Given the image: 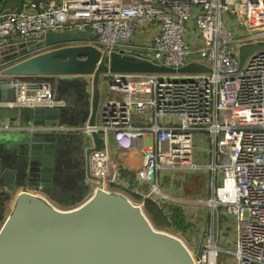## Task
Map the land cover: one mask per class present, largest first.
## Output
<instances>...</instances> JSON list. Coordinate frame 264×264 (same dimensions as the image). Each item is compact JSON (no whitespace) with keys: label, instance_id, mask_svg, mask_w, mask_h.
I'll list each match as a JSON object with an SVG mask.
<instances>
[{"label":"built area","instance_id":"1","mask_svg":"<svg viewBox=\"0 0 264 264\" xmlns=\"http://www.w3.org/2000/svg\"><path fill=\"white\" fill-rule=\"evenodd\" d=\"M64 29L90 30L93 37L59 46L118 47L173 68L190 60L209 67L198 73H104L97 121L72 129L103 138L101 155L89 153V172L98 176L99 159L107 191H129L108 133L115 148L140 151L133 173L148 184L144 198L155 193L160 205V170H207L210 191L194 202L207 207L209 218L198 237L184 242L194 263L264 264V48L237 66L239 45L264 42V0H23L0 13V46L12 35L33 39L25 53L33 54L45 49L38 44L41 35ZM63 103L47 81L24 80L16 83L14 100L0 106ZM87 148H93L91 139Z\"/></svg>","mask_w":264,"mask_h":264},{"label":"water","instance_id":"2","mask_svg":"<svg viewBox=\"0 0 264 264\" xmlns=\"http://www.w3.org/2000/svg\"><path fill=\"white\" fill-rule=\"evenodd\" d=\"M92 37L90 30H48L38 43L45 49L25 54L24 47L17 52L21 57L0 64V101L14 100L16 83L24 80L55 83L56 90L69 80H81L77 85H82L84 99L77 105L69 103L52 89L54 97L64 101L62 105L0 106L17 110L20 124L13 129L0 123V196L13 198L0 225V264H195L184 242L155 227L139 204L103 189L99 159L98 176L90 174L89 153L94 150L98 157L102 153L103 138L97 131L80 135L82 153L75 166L68 165L63 129L51 127L97 121L104 73L175 74L210 69L195 60L173 68L118 47L108 52L89 43L59 46ZM25 42L31 45V40ZM261 48L264 42L239 45L238 68ZM90 139L93 148L84 150ZM51 179L63 183L56 194L46 189ZM70 182L73 187L67 189ZM31 186L46 191L47 197L30 192Z\"/></svg>","mask_w":264,"mask_h":264},{"label":"crops","instance_id":"3","mask_svg":"<svg viewBox=\"0 0 264 264\" xmlns=\"http://www.w3.org/2000/svg\"><path fill=\"white\" fill-rule=\"evenodd\" d=\"M22 0H0V12L1 11H9V10H14L18 8L21 4ZM49 2H56V0H48ZM9 2V3H8ZM33 42H36L35 40H31V45H28L25 41H21V37H18L16 35L10 36L6 43L0 46V64H5L6 62L12 61L13 59H17L21 57V55H18L17 52L22 50L24 46L27 45V51H29V48H33L34 46L32 45ZM88 79L89 77L86 76ZM71 83H74V85H69ZM68 83V84H67ZM67 83L61 85L58 90H56V94L59 95V92L61 96L66 97L68 102H72L73 104H78L81 100L76 98V92L79 90L77 86V81L75 80H69ZM68 89L70 91H68ZM79 100V101H78ZM18 111L15 109H0V123L4 126H11V128H20L19 120L17 118ZM69 116V114H67ZM16 117V118H14ZM97 119H98V114H97ZM81 124L78 123H63V124H58L56 126L60 127V129H63V135L67 140V145H66V150H67V159H68V165L69 164H74L75 166L78 165L77 159L79 157L78 153L76 152L75 145L77 143L78 137L82 134L80 130L78 129H72L74 126H78ZM138 150V149H137ZM112 155L114 160H117L122 165V168L120 170V180L123 183V185H127L129 187V191H133L131 193H136L141 197V203H143L144 199V194L148 190V184L139 181L136 179L134 175V168L137 167L138 161L134 160L133 153L131 150L125 151V150H119L115 148V146L111 147ZM139 151V150H138ZM140 152V151H139ZM141 155V153H140ZM199 157L196 158L198 160ZM141 162V159H140ZM168 169H162L160 170L165 171ZM182 171V169H176ZM176 170H172L168 175V181L166 183H162L161 185V191L164 194V202L163 204H177L180 205L183 209L184 214L186 215L188 224L192 223V218H194L193 213L195 214H200L201 215V221L198 222V224H201L203 221H207L209 216L207 217V207L202 204V207L199 209H195L192 207V204H195L196 202L195 199H191V191L184 190L183 188L186 189H193L194 188L198 189L197 197H203L207 196L209 193V185H208V179H209V173L207 170L201 168V169H196V170H186V174L193 173L195 175H199L198 180H192L187 182V178H184V176H181V174H178ZM159 171V173H160ZM184 171V170H183ZM159 176V175H158ZM186 180V182H185ZM162 182V180H161ZM60 183V182H59ZM74 182H70L67 184L68 188L70 189L73 187ZM161 184V183H160ZM63 183L61 182V186ZM193 186V187H191ZM31 190V188H30ZM16 192V191H15ZM13 192V194L15 193ZM127 196L130 197V199L133 200V197L129 192H126ZM40 195V194H39ZM160 196V195H158ZM132 197V198H131ZM155 198V193L151 197V199ZM209 214V213H208ZM191 215V216H190ZM206 215V217H204ZM192 217V218H190ZM204 217V218H203ZM196 221L198 220L197 218H194ZM199 227L197 229H194V237L199 236ZM185 233V232H183ZM193 237V238H194ZM193 238H190V241H192Z\"/></svg>","mask_w":264,"mask_h":264},{"label":"trees","instance_id":"4","mask_svg":"<svg viewBox=\"0 0 264 264\" xmlns=\"http://www.w3.org/2000/svg\"><path fill=\"white\" fill-rule=\"evenodd\" d=\"M3 12L5 11L3 10ZM51 88L56 93L55 83L51 84ZM128 192L133 198L141 200V197L136 193ZM12 205L13 198L11 196H0V225L9 214ZM143 207L144 211L149 215L152 223L159 229L183 233L189 226L186 215L180 205L173 203L160 205L155 202V198L151 199L149 197L143 199Z\"/></svg>","mask_w":264,"mask_h":264},{"label":"rangeland","instance_id":"5","mask_svg":"<svg viewBox=\"0 0 264 264\" xmlns=\"http://www.w3.org/2000/svg\"><path fill=\"white\" fill-rule=\"evenodd\" d=\"M9 3V2H8ZM3 11H1L0 13H2ZM101 85V87H102V95L104 96L105 95V93H106V82H105V80H103L102 81V83L100 84ZM107 145H108V147H109V149H111V147L112 146H114V143H113V139H112V136L108 133V135H107ZM131 152L133 153V157H134V160L135 161H138V163H137V167L138 168H140V159H141V155H140V152L137 150V149H135V148H133V149H131ZM137 167H135V168H137ZM172 170L171 169H168V170H165V171H160V173H159V180H160V183H161V185H162V183H166L167 181H168V175L167 174H169L170 172H171ZM176 172L178 173V174H181V176H184V178H187L186 180H187V182H189L190 183V181H192V180H198V177L197 176H199V175H195V174H193V173H190V174H186V170H182V171H180V170H176ZM167 173V174H166ZM161 180H162V182H161ZM186 180H185V182H186ZM191 187H193V186H191ZM194 188V191H192L193 189H186V188H183L185 191L186 190H188V191H191L192 193H191V195H190V197H191V199H196V197H197V194L196 193H198V189L197 188H195V187H193ZM132 198V197H131ZM133 201L135 202V203H137V204H139L140 206H141V208L143 209V211H144V207H143V203H141V201L140 200H138V199H135V198H133ZM192 207L193 208H195V209H199V208H201L202 207V204H200V203H195V204H192ZM145 212V211H144ZM145 214L147 215V217L150 219V217H149V215L147 214V212H145ZM191 216V215H190ZM193 216H194V218H197L198 220L196 221L194 218H192V217H190V218H192V223L191 224H189V226H188V228H187V230L185 231V233H176V232H174V231H169V230H167V231H169V232H171V233H173V234H175V235H177L183 242H185V244L187 245V243H190L191 241H190V238H193L194 237V235H195V233H194V229H196V226H197V229H198V227L201 225V224H198V222L199 221H201V215L200 214H195V213H193ZM204 217H206V215H204ZM203 217V218H204ZM150 221H151V219H150ZM152 222V221H151ZM162 230H164V229H162ZM224 257V256H223Z\"/></svg>","mask_w":264,"mask_h":264},{"label":"flooded vegetation","instance_id":"6","mask_svg":"<svg viewBox=\"0 0 264 264\" xmlns=\"http://www.w3.org/2000/svg\"><path fill=\"white\" fill-rule=\"evenodd\" d=\"M77 82H81V80H79V81H77ZM78 86V85H77ZM81 87H82V85H80V86H78V91L76 92V98L78 99H80L81 101H80V103H83V92L81 93ZM80 137H78V140H77V143L75 144V145H77L76 147H75V149H76V152L78 153V155L80 156L81 155V153H82V151H81V148H80V139H79ZM67 152H65V154H66ZM83 154H84V152H83ZM85 155V154H84ZM60 184H61V182L59 183L58 182V180H56V179H51V181L49 182V185L47 186V191L49 192V193H55L56 194V192L60 189ZM31 188V190H29L30 192H32V193H36L37 195H39V196H44V197H47L46 196V191L44 192V191H42V189H40V188H38V187H34V186H31L30 187Z\"/></svg>","mask_w":264,"mask_h":264}]
</instances>
